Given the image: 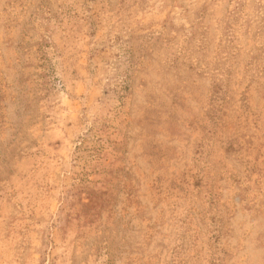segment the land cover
<instances>
[{
    "label": "rangeland",
    "instance_id": "1",
    "mask_svg": "<svg viewBox=\"0 0 264 264\" xmlns=\"http://www.w3.org/2000/svg\"><path fill=\"white\" fill-rule=\"evenodd\" d=\"M0 264H264V0H0Z\"/></svg>",
    "mask_w": 264,
    "mask_h": 264
}]
</instances>
